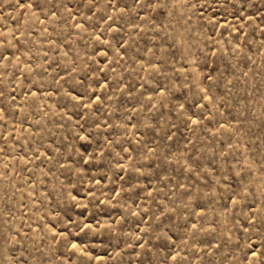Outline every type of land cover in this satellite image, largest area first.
I'll list each match as a JSON object with an SVG mask.
<instances>
[{
  "label": "rangeland",
  "instance_id": "rangeland-1",
  "mask_svg": "<svg viewBox=\"0 0 264 264\" xmlns=\"http://www.w3.org/2000/svg\"><path fill=\"white\" fill-rule=\"evenodd\" d=\"M0 264H264V0H0Z\"/></svg>",
  "mask_w": 264,
  "mask_h": 264
},
{
  "label": "snow or ice",
  "instance_id": "snow-or-ice-1",
  "mask_svg": "<svg viewBox=\"0 0 264 264\" xmlns=\"http://www.w3.org/2000/svg\"><path fill=\"white\" fill-rule=\"evenodd\" d=\"M152 2V0H137V3H145V5L147 6V4H150ZM109 3H111V0H109Z\"/></svg>",
  "mask_w": 264,
  "mask_h": 264
}]
</instances>
